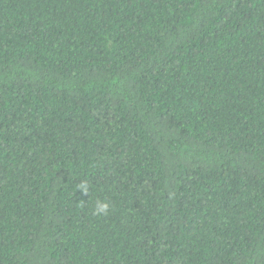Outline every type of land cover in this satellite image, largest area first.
I'll return each instance as SVG.
<instances>
[{
  "label": "trees",
  "instance_id": "trees-1",
  "mask_svg": "<svg viewBox=\"0 0 264 264\" xmlns=\"http://www.w3.org/2000/svg\"><path fill=\"white\" fill-rule=\"evenodd\" d=\"M0 264H264V0H0Z\"/></svg>",
  "mask_w": 264,
  "mask_h": 264
},
{
  "label": "clouds",
  "instance_id": "clouds-1",
  "mask_svg": "<svg viewBox=\"0 0 264 264\" xmlns=\"http://www.w3.org/2000/svg\"><path fill=\"white\" fill-rule=\"evenodd\" d=\"M82 187H83V186H82ZM84 191H85V193H87V189H86V188H84ZM108 207H109V206H108L107 203H98V204L96 205V208H97V214L107 212Z\"/></svg>",
  "mask_w": 264,
  "mask_h": 264
}]
</instances>
